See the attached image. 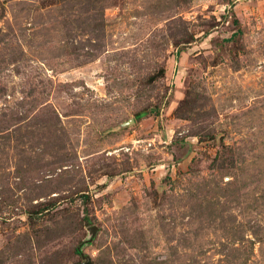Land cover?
<instances>
[{"label":"rangeland","instance_id":"1","mask_svg":"<svg viewBox=\"0 0 264 264\" xmlns=\"http://www.w3.org/2000/svg\"><path fill=\"white\" fill-rule=\"evenodd\" d=\"M0 264H264V0H0Z\"/></svg>","mask_w":264,"mask_h":264},{"label":"water","instance_id":"2","mask_svg":"<svg viewBox=\"0 0 264 264\" xmlns=\"http://www.w3.org/2000/svg\"><path fill=\"white\" fill-rule=\"evenodd\" d=\"M91 233H92V239L89 241V242H92L93 241V237L95 236L96 232H97V228L96 227H93L90 229Z\"/></svg>","mask_w":264,"mask_h":264}]
</instances>
